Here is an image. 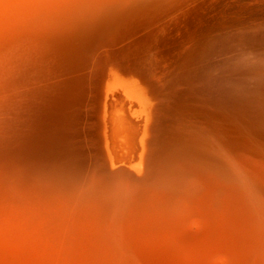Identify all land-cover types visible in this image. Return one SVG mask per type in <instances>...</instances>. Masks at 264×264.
I'll return each mask as SVG.
<instances>
[{
	"label": "bare ground",
	"instance_id": "6f19581e",
	"mask_svg": "<svg viewBox=\"0 0 264 264\" xmlns=\"http://www.w3.org/2000/svg\"><path fill=\"white\" fill-rule=\"evenodd\" d=\"M0 210L105 264L227 222L216 263L264 264V0H0Z\"/></svg>",
	"mask_w": 264,
	"mask_h": 264
},
{
	"label": "rangeland",
	"instance_id": "374dc122",
	"mask_svg": "<svg viewBox=\"0 0 264 264\" xmlns=\"http://www.w3.org/2000/svg\"><path fill=\"white\" fill-rule=\"evenodd\" d=\"M27 44L34 46L35 42ZM108 125L109 152L117 156V146L126 142L117 138L116 120ZM229 234L227 222L216 228L208 241L192 236L172 237L165 232H137L133 238L120 242L124 248L119 255H111L123 264H217V245L222 244L226 250V242L220 240ZM106 259L107 253L94 251L76 237L65 239L33 223L24 213L0 210V264H105Z\"/></svg>",
	"mask_w": 264,
	"mask_h": 264
}]
</instances>
